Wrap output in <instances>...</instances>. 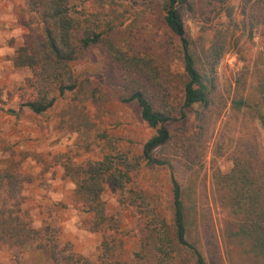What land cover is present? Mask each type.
<instances>
[{"label": "rangeland", "instance_id": "obj_1", "mask_svg": "<svg viewBox=\"0 0 264 264\" xmlns=\"http://www.w3.org/2000/svg\"><path fill=\"white\" fill-rule=\"evenodd\" d=\"M164 1L77 0L87 12L113 13L112 37L70 63L75 77L88 78L98 89L96 100L77 101L66 93L47 112L35 115L22 107L35 95L33 73L16 67L13 59L26 43L39 48L43 25L28 0H0V170L22 160V169L39 174L25 185L29 201L23 207L37 221L56 218L62 242L71 243L76 253L93 262L102 251V234L90 230L91 215L73 200L74 185L64 176L63 161L100 160L114 152L106 146L109 141L128 158L142 156L143 144L154 130L142 122L134 103L120 100L137 82L157 110L165 108L170 94L180 97L177 90L164 87L165 81L169 85L174 80L175 85L173 72L180 71V44L164 24ZM192 4L191 11H184L190 38L206 44L215 28L228 23L226 14L216 16L225 7L236 21L234 38L216 67L208 107L194 105L185 110V118L178 116L167 124L170 141L152 153L167 165L154 167L142 161L130 183L105 185L102 199L119 223V264H159L158 254L149 258L145 254L150 253L149 234L157 233L161 220L170 221L172 176L184 197L190 192L194 202L189 240L207 264H259L246 252V243L230 236L238 220L217 176L231 170L234 157L264 159V127L246 108L235 105L241 98L258 102L257 88L264 79V0H193ZM132 73L137 82H131ZM8 109L17 115L7 113ZM208 232L216 238V247L210 244ZM137 254L143 259L138 260ZM184 257L180 264H193L189 254ZM0 264L53 263L27 246L22 251L0 249Z\"/></svg>", "mask_w": 264, "mask_h": 264}, {"label": "trees", "instance_id": "obj_2", "mask_svg": "<svg viewBox=\"0 0 264 264\" xmlns=\"http://www.w3.org/2000/svg\"><path fill=\"white\" fill-rule=\"evenodd\" d=\"M32 11L39 15L43 25V38L39 48L24 44L13 59L16 67H26L33 73L32 90L22 107L35 115L51 109L58 98L70 93L73 100H96L98 89L88 78L75 77L71 62L83 52L112 37L113 13L87 12L79 8L77 0H28ZM193 0H165L164 24L179 40L180 71L173 72L177 82L165 81L164 87L177 90L180 97L164 101L165 108L157 110L146 95L145 88L136 80V73L130 75L131 82H137L128 97H120L123 103H134L139 109L142 122L154 134L143 144L142 156L128 158L119 152L114 143L106 145L111 151L97 161L80 163L64 160V176L74 185L73 200L82 210L91 215L90 230L102 234L101 253L95 262L76 253L71 243L62 242L60 227L56 218L37 221L36 216L24 205L29 197L25 185L32 184L38 175L21 168L22 160L9 164L0 170V249L22 251L27 246L43 252L53 264H119L118 255L122 250V240L117 239L119 228L117 217L108 214L102 199L105 185L113 182L123 187L131 182L132 172L144 161L146 165L159 167L167 162L155 159L152 153L165 146L171 139L167 124L185 118V110L197 105L205 109L209 105V95L214 89L216 67L230 49L234 38L236 21L228 7L216 12L220 17L226 14L228 23L218 26L205 44L202 40L190 38L184 26V11L193 9ZM249 0H245V3ZM113 48V42L108 43ZM172 74L171 71H169ZM1 97V91H0ZM258 102L241 98L238 109L246 108L264 127V79L257 88ZM1 102V100H0ZM175 103V105H173ZM3 110V109H2ZM9 114L17 115L8 109ZM47 168V166H46ZM46 168L43 170L45 171ZM218 184L228 192L230 212L238 220L237 229L230 233L234 239L246 243L247 253L259 264H264V159L237 156L231 170L218 175ZM2 189V191H1ZM5 189V190H3ZM171 218L161 220L157 233H150L147 258L158 254L159 264H180L190 255L193 264H207L200 249L189 240V232L194 222V202L187 198L178 182L171 177ZM29 205V204H28ZM212 247L217 241L212 233H206ZM147 242V241H146ZM137 259L143 256L137 254Z\"/></svg>", "mask_w": 264, "mask_h": 264}]
</instances>
